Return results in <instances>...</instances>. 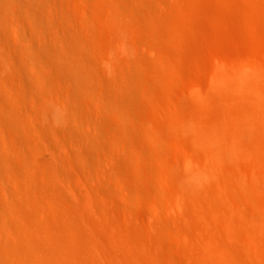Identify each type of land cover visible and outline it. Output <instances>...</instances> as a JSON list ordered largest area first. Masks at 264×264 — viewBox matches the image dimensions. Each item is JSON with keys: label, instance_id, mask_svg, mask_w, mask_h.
Instances as JSON below:
<instances>
[{"label": "bare ground", "instance_id": "bare-ground-1", "mask_svg": "<svg viewBox=\"0 0 264 264\" xmlns=\"http://www.w3.org/2000/svg\"><path fill=\"white\" fill-rule=\"evenodd\" d=\"M170 2L174 13L162 7L147 17L141 7L128 6L123 0H0V264H166L160 250L180 261L181 252H173L172 243L168 245L165 235L161 236L169 226L162 220L170 222L165 213L152 209L161 221L148 222L149 226L161 233H157L158 238L146 237L137 221L150 220L138 207H116L118 215L112 216V203L94 198L98 190L111 193V178L115 176L125 190L134 191L127 197L141 205L146 197L142 188L151 183L131 176L125 157L117 152L119 147L110 153L100 152L96 162L84 138L92 136L88 119L98 112L89 102L81 101L79 119L86 128L82 131L74 125L78 118L71 107L73 83L83 87L86 76L100 79L99 70L119 69L141 46H148L150 54L158 53L164 61L173 54L184 56L183 50L190 49L181 45L175 53L166 41L170 21L175 37L186 39L196 30L203 39L213 33L197 23L202 15L222 24L221 11H225L232 15L231 20L250 22L239 7L264 6V0ZM233 6L238 11L234 12ZM186 7L202 14L186 11ZM69 8L77 15L69 13ZM88 21L94 25L92 29ZM258 32L254 30L256 36ZM231 33H236L235 28ZM87 46L94 53L88 52ZM204 47L192 50L200 53ZM253 52L252 61L230 56L233 59L228 67L219 61L210 76L212 92L201 87L200 71L205 61L195 58L198 67L192 71L190 83L197 95L195 91V95L185 94L187 103H183L188 107L181 111L177 108L176 112L172 104L162 108L172 114L170 119L149 121L151 157H165L163 165L152 172L162 175L165 185L170 184L174 191L167 198L177 214L170 218V231L181 237L190 264H264V62ZM163 64L149 62L150 80H142L156 111L162 103L156 100L158 90L150 82L162 87L161 97L173 98L170 90H165L171 77ZM171 69H176L179 77L174 84L178 88L184 83L187 62L173 63ZM138 113L143 115L145 109H138ZM161 137L175 139L177 150L182 152L189 142L193 152L190 154L189 148L188 157L177 159L174 150L169 151L172 147L167 150L162 146ZM63 161L71 168L76 161L84 176L96 172L98 181L89 184L74 165L83 197L78 195L79 187L78 194L66 188L69 182L64 176L68 183L64 186L61 181L59 185ZM133 168L147 174L140 162Z\"/></svg>", "mask_w": 264, "mask_h": 264}, {"label": "rangeland", "instance_id": "rangeland-1", "mask_svg": "<svg viewBox=\"0 0 264 264\" xmlns=\"http://www.w3.org/2000/svg\"><path fill=\"white\" fill-rule=\"evenodd\" d=\"M123 1L128 6H132V7L139 6V7H141V10L143 11V13L147 17L156 14L162 7H166V10H169L171 13H174L173 10H171L172 6H171L170 0H164V1L163 0H123ZM213 1L216 2V0H213ZM242 1H245V0H242ZM163 5H165V6H163ZM244 6L245 5H242V8ZM217 8H219V7H217ZM232 8H233L232 9L233 11L234 10L238 11L237 6H233ZM242 8L240 9V7H239V11L241 12V10H242L243 12H246L247 15L250 17V19L253 21L249 20L250 22H243L240 19L231 20L232 15L231 14L229 15V13H227L225 11L224 12L221 11L223 13L222 17L224 18V20L227 19L226 21H224V20L222 21L223 25L221 23L216 22V21L208 20V19L204 18L203 15L201 16L202 17L201 21L199 20V22H197V23H199V25L204 24V26H206V28H210L208 30L212 29L211 33H213V34H219L220 33L221 35L219 37L217 35H216L217 36L216 37V36H213V34H210V35H206L205 36L206 38L204 37L202 39L199 35V32H197L196 30H192V31H190V33H188V35H187L188 37H185L186 39H184L183 37H182V39H180V38L175 37V35L173 34L175 27H174V23L170 21V23H168V26H167L168 37L166 38V41L172 45L170 50L175 51V53H177L176 49L181 45H182V47L190 49V50H183V51H186L184 56L180 57V56L173 54V55H170L172 57L168 56L167 57L168 59H166L164 61V59H162L163 57L160 56L158 53L157 54L154 53L155 54L154 55L152 52V54H150L152 50L150 48H148V46H145V47L141 46L138 49V51L136 52V54L134 55L135 57L132 58L133 60L132 59H130L129 61L125 60L123 62V65L119 69L114 70V71L99 70L100 75H101L100 79H92V78L86 76L85 77V85L83 87H80L78 84H75V83H73V85H72L73 86L72 87L73 92H72V99H71V107H72L73 114L78 118V122H76L74 125H76V127H78L79 130H82V131L86 130L85 125L80 124L81 118L79 119L82 100L89 102L91 104V106L98 112L96 115H93L88 119L92 136L88 137V138L85 137L86 139L84 138V141L87 144L86 146L88 147V152L93 157V159H95V161L98 162L100 152L110 153L111 151L116 149V147H119V149H117V152H119L120 154H122L125 157V164L127 167H129L131 169V171H130L131 176L133 178H135L136 180L146 178L148 180V182L151 183V186L149 184L144 188H142L140 186V188H142L144 191L146 190L145 191L146 197L144 198L143 203L141 205L134 204L135 202H132L131 198L127 197L128 194L131 193V191L132 192H134V191L132 189L131 190L130 189L125 190L126 188H123L122 186L119 185V183L117 181V177H115V176H114V178H111L112 176L110 177L111 179L117 181L115 184V183H113L114 181L111 180L112 181L111 193H109L108 191H105V190H101V191L98 190L99 193H98V191L96 193H94V198L97 201H101V200H107L108 201L109 200L108 203L109 204L112 203V204H110L111 205L110 212L112 210L114 212V213L112 212L113 213L112 216L114 214L116 216L118 215L117 210H119L120 206L121 207L122 206H126V207L131 206L132 207L134 205L135 207H138L136 209H138L141 213L143 212L144 215L146 217H148V220H150V221H146V222L145 221H143V222L137 221V224H138L137 226L141 229L140 231H142V234L145 235L146 237H154V238L157 237L158 238L160 236V234H159L160 231L158 232L156 230H153V227L149 226L150 224L148 223V222L160 220V217H159L160 215L158 216L156 214V212L154 213L152 211L153 208L154 209L157 208L156 210H158L160 213H165L164 217L169 218L170 222L172 221V220H170V218L172 219V218L176 217V215H177L175 213V211L173 210L172 206H170L171 205L170 200H167V198L170 199L169 195H171L170 192L172 191V187L169 186L170 185L169 183H168L169 185H165V182H163L164 177L162 175H158V174H155L152 172V169L159 167L160 165H163V163L165 162V157H159V159H155V158L151 157L150 152L153 148H152V144L150 143L152 135H151V132H150L149 127H148L150 124L149 121L162 122L164 119L165 120L170 119L172 117V114L169 113L166 108L162 109L164 107H167L166 105L172 104L171 106L175 109V111L177 108H178L177 111L178 110L181 111L183 109H186V107H188V105H186L187 100L184 97L185 94L188 95L189 92H190L189 95H195L196 94V91L194 90L195 91L194 92L192 90V85L190 83V79L193 78V75H191L192 71L196 67H198V63L195 61V58H197V59L199 58L200 60L202 59L201 61H205V63L203 62L205 65L202 66L204 70L200 71L202 74L200 77V81L202 83L201 87L203 88V90H206L207 92L215 91L210 76L216 72V68H218V66H219L218 65L219 61H220L221 65L224 63L223 66H225V67H228L230 65L229 62L235 56H237L238 58L244 59V60L248 59L249 61L250 60L252 61V58H250V57H252L251 52L254 51L253 54L255 53L256 57H258V59H260L262 62H264V19H263L264 14H263L262 18L259 17V16H262V13H264V6L260 7L259 9L253 8V7L252 8L247 7L244 9H242ZM219 9L221 10L222 8H219ZM184 10L196 12L194 9L188 8V7H186ZM68 11H69V13H71L73 15H77L75 12H73L71 10V8H69ZM236 11H234V12H236ZM260 11H261V13H260ZM237 13H239V12H237ZM195 14L201 15L202 13L197 14V12H196ZM258 14H260V15H258ZM228 15H229V17H228ZM87 23H88L89 29H92L94 27V25L91 22L88 21ZM224 23H226V24H224ZM190 24H191V26L196 25V23L195 24L193 23V25H192V23H190ZM253 27H254V29H253ZM222 28H224V29H222ZM227 28L229 30V34L227 32L228 31ZM232 28H235V31L237 33V34L231 33V35L232 36L235 35V37L234 36L231 37V35H230V30H232ZM254 30L259 31L258 32L259 36H256L254 34ZM225 31L227 32V35H226V33H224ZM217 32H219V33H217ZM156 39L159 41V38H156ZM146 40L150 41L149 38H146ZM204 44H205V46L207 45L206 49L204 47ZM195 46L197 48H202V46H203L205 50L199 49L201 51L200 53L198 51H193L192 48H194ZM208 48H209V51H207ZM142 49H144V50H142ZM252 49H253V51H252ZM210 50H212L214 53L212 51L210 52ZM58 51L61 54L63 52L62 49H60V48H58ZM87 51L90 53H94L89 46H87ZM230 56H233V58ZM141 61L143 62V64ZM162 61L165 63L163 64ZM166 61H168V63ZM180 61L187 62V69H185V71H184L185 72L184 83H181V85L177 86L178 88H176V86H174V84L179 81L178 80L179 77L176 74V71H175L176 69L173 70V69H171V67L173 66V63L178 64V62H180ZM149 62L156 63V64H163L167 67L168 70L170 69V72L167 71V73H168V75L170 74L171 81H170V85L168 87H165V90L168 92L170 90L171 95H173V98L176 96H177V98L180 97V98H178L179 100L178 99L175 100V98L174 99L171 98L172 99L171 100L170 97H172V96H170V97H167V100H166L165 98H163L159 95V90L162 87L155 82H150V84L153 86V88L155 90H158V92L155 94L156 100L158 101L159 105L162 103L160 110L164 111V112H161L160 110L156 111V109L154 108V106L152 104V100L148 97L147 92L145 93L144 87H142V86H144V84L142 83V80L143 81H145V80L149 81L150 80V70L148 67ZM169 66H171V67H169ZM172 70H173V72L171 73ZM154 89H152V90H154ZM172 92H174V94H172ZM193 92L195 94H192ZM144 93H145V95H144ZM181 94H183V95H181ZM102 98L104 99V101L102 100ZM183 102H186V103H183ZM185 105H186V107H185ZM27 107L30 108V105H28ZM138 109L139 110L145 109V113L143 115L139 114ZM32 110H33V108L31 107L29 109V111L31 112ZM165 110L168 112V114H171V115H168ZM30 121H32V125L35 126L36 122L33 121L32 119H30ZM12 127L21 134L25 133V130L23 128L17 126V125L16 126L12 125ZM172 139L173 138L171 137L170 138L171 141H170V140H167V137H166V139L165 138L163 139V137H161L159 139V141L162 144V146L165 145L164 147L168 148L167 150H169L172 147L169 151L171 153L174 150L175 155H173V154L172 155L175 156V158L177 156H178L177 159H179V157L180 158H186V156L188 157L189 156V155H187L188 151L186 152V150H189V148H190L189 153L193 152L191 149H194V147L191 148L192 144H190L189 142L187 143V141H185V140H183V142L185 141L187 144H189L188 147H186L187 149L185 150V152L183 151L184 152L183 153L182 151L177 150V148H179L177 145H175V144H177L176 143L177 141L173 142V140H175V139H173V140ZM253 141L257 142L255 139ZM130 145H133V149H131V150L129 149ZM140 147H142V148H140ZM98 149H99V151H98ZM1 152L4 155H7V152H5L3 149H1ZM137 162L142 163L144 165V167L146 168L147 174L145 176L143 174H141L140 171L133 168V167H135ZM63 163L64 164H62V162H61V164H60V167L62 168V170L61 169L59 170V176H58L60 179V182H58L59 185H60L61 181H64V183L62 182L61 185L71 186V187L67 186L66 188L75 189L77 194L80 191L78 195L80 197H83L84 194H82V193L84 191L82 189H80L79 182L77 183V181L80 179V178H78L79 175L81 178H82V176H83V178H86L87 180H85V181H88L89 184L92 182L96 184V182L98 181V176H97L96 172L93 170V171H91L92 174L90 173V174L84 176L83 172H82L83 169L79 166V164H77L76 161L74 162V165L76 166V168L74 165H72V168H71V166H68L69 163L66 164V162H64V161H63ZM73 167L75 169H77L76 171L79 175L76 174L75 171H73V170H75ZM230 168L228 170L232 171V169H230ZM61 172H63V173L65 172V174H63V175L61 174V177H60ZM84 174H85V171H84ZM74 175H76L78 177H76ZM63 176L68 179L69 184H66V183H68V182H66L67 179L65 181V178ZM75 177L77 179H75ZM96 177H97V179H96ZM93 178H94V181H92ZM76 183H77V185H76ZM119 186L122 187L123 189L120 188ZM78 187L80 189L79 191L77 189ZM156 189H158V190H156ZM102 192L104 193L102 195V197L105 196L103 198L100 195ZM124 192L126 194H123ZM167 193H168V196H167ZM173 193H174V191H172V194ZM111 194L113 195V197L111 196ZM163 195L164 196L166 195V196L164 197ZM106 197L108 199H104ZM164 199L167 200V202ZM112 200H113V202H111ZM148 200H150V201L148 202ZM162 201H164V202H162ZM159 202L161 203V205ZM98 209L101 212V209L100 208H98ZM110 212H108V213H110ZM174 214H175V216H174ZM161 215H163V214H161ZM161 219H164V218L162 217ZM162 222L164 224L167 223V225H169L167 227V230L164 231V233H166V231H168V230L170 231L171 228H173L171 226V224L173 225V223H172L173 221L171 222V224L167 220H164V221L162 220ZM190 228L192 229V230L190 229V233L194 235L195 231H196L194 229V226L191 225ZM107 232H108V230L106 228H104V233H107ZM170 232H171V234H170ZM170 232L166 233V234H168L169 237L166 234H164L163 232H162L163 234L161 236L165 235V239L167 240V244L170 245L172 243L170 245V248L171 249L173 248L172 249L173 252L177 251L179 253V251H180L181 252L180 256L183 257L186 253V250H184V247H182L183 246L182 242H180V240L182 241L181 237L177 236L176 235L177 233L174 234L173 233L174 231H170ZM157 233L159 234V236ZM162 251L163 252H165V251L160 250V253L162 255H164V257L162 256V258L164 259L163 261L166 264H168V263L169 264H190L189 261H187L188 258L186 255H185L186 257L184 256V258L179 257L180 261L181 260L182 261L181 262L176 261L177 262L176 263L172 259L171 256H169L166 252L163 254ZM183 251H185V253Z\"/></svg>", "mask_w": 264, "mask_h": 264}]
</instances>
